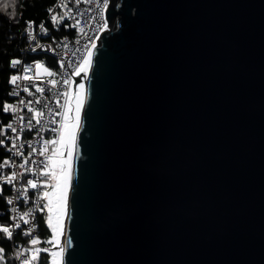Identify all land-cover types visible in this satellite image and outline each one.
<instances>
[{
	"label": "water",
	"instance_id": "95a60500",
	"mask_svg": "<svg viewBox=\"0 0 264 264\" xmlns=\"http://www.w3.org/2000/svg\"><path fill=\"white\" fill-rule=\"evenodd\" d=\"M105 17L62 264H264V0H110Z\"/></svg>",
	"mask_w": 264,
	"mask_h": 264
},
{
	"label": "snow or ice",
	"instance_id": "6c2138e0",
	"mask_svg": "<svg viewBox=\"0 0 264 264\" xmlns=\"http://www.w3.org/2000/svg\"><path fill=\"white\" fill-rule=\"evenodd\" d=\"M88 2L91 3L92 0H88ZM72 3L79 4L80 0H54V3L44 6L46 12L45 20H41L38 24L31 19L24 21V28L20 34L27 43L28 51L36 52L38 49L45 48L40 43V39L50 38V29L59 30L60 26L77 28L80 25L81 21L76 18V15H73V8L70 6ZM16 6L17 0L14 4L9 3L8 0H0V8L5 11L10 10V19L15 20L19 24V19L16 16ZM96 8L99 11L92 19L99 23L104 17L105 9L108 8V0H102V3L101 0H96ZM66 19H71L74 22L68 24ZM99 27L107 29V21L103 20V23H99ZM79 31L91 43L86 42L81 47L70 48L67 42L61 41L56 44V48L70 51L73 57L77 53H81V56L78 57L79 63L73 65L69 61L67 68L75 69L72 75L80 76L84 74L86 76L87 69L92 64V50L96 48V44L94 42L95 38L87 36L84 28H79ZM75 43L77 45L81 44L80 40ZM46 50L55 52L56 49L48 46ZM60 68L65 69L63 75L68 77L62 81L55 79L54 77H56L57 73L51 71L41 62L25 66V62L21 59L12 58L7 59L6 64H0V76L3 77V83L6 85L5 98L0 99V116L6 115L10 121L5 124L3 120H0V150H3V155L0 156V201H3V208H0V264H10L12 260L19 261V264H46L45 259L40 254L49 252V249L36 247L41 243L40 239L34 235L38 227L35 222V214L37 212H46L47 214L45 224L46 228L51 232V239L46 241L47 244L55 245V242L59 240L65 231V217L67 216L68 194L73 173L72 165L74 148L76 147V133L79 128L80 111L84 104V95L83 91H81L74 96H70L69 92H61L58 89L60 83L69 85L73 82L68 75L63 59L60 61ZM40 69H43V72L49 77L46 84L50 87H47V89L40 86L41 83H44L43 81L37 83L32 76L28 75L29 72L35 71V75L38 77L40 72L36 70ZM11 70H16V74H13ZM24 81L28 83H24ZM7 86H11L10 89ZM78 87L83 90L85 85L80 83ZM46 90L51 92L53 96L58 98L63 96L65 98L63 112L56 111L53 113L49 104L41 99H25L22 97V93H26L28 97H33L36 94L45 93ZM9 97L13 98L11 102L8 99ZM70 100L75 101L74 110ZM34 105H41V107L36 108ZM45 110H47V117L62 116L63 119L57 121L54 118H46ZM73 111L74 116L70 115ZM25 112L28 113L27 116L24 114ZM46 124L59 125L51 129L52 132L58 134L57 138L43 140L40 149L29 145L31 151L28 153L29 156L33 154L46 156V160L38 162L24 158L23 163L17 165L15 158L24 156L22 151L24 145L18 143L21 140V134L26 130L35 129L37 135H40L45 130ZM50 145H60V148L52 147L50 149ZM61 149H66V156L65 151ZM49 152L51 154H48ZM29 164L37 165L35 173L37 179H27L26 187L16 188V183L24 176V173L20 171L5 172L4 170L17 167L24 169L27 173H31L32 168L26 167ZM40 165H43V167H40ZM6 185L13 186L9 191L14 188L16 192L14 197L4 194ZM29 189L36 190L35 207H29L27 211H21L17 204L30 202L27 195ZM20 235L28 238L27 247H16L14 237ZM7 242H11L8 251H6L4 246ZM68 245H70V241H68ZM68 245H65V247ZM64 250V247H60V253H63ZM9 252H11V255H9ZM50 255L54 258L51 264H59V254L51 252Z\"/></svg>",
	"mask_w": 264,
	"mask_h": 264
},
{
	"label": "built area",
	"instance_id": "2783aa9c",
	"mask_svg": "<svg viewBox=\"0 0 264 264\" xmlns=\"http://www.w3.org/2000/svg\"><path fill=\"white\" fill-rule=\"evenodd\" d=\"M109 1L110 0H108V4H109ZM101 3H102V0H101ZM70 6L73 8V15H76V18L81 21L80 25L77 28H73L74 29V33L72 35L60 36L57 39L55 45L51 44L47 40L40 39V43L42 45H44L45 48L37 50V51L48 52V53H50L51 55H53L56 58L57 65H56L55 69H52L51 67L47 66L45 63H43V64L46 67H48L51 71L56 72L57 75L54 78L57 79V80H60V81H62L64 78H68V77L63 75V73L65 72V69L60 68L61 59L64 60L65 68H67V63L69 61H71L73 63V65H76V64L79 63L78 57L81 56V53H77L76 56L73 57L71 55L70 51L56 48V44L60 43L61 41H64V42H67L69 44L70 48H78V47H81V45L86 43V42L91 43V41H88L87 37L84 36V34L79 31V28H84L85 33H87V36L95 38L94 42L97 45L99 37H100V33H101L102 30H104V29H101L99 27V23H103V20H106L105 11H104V17H103L102 20L99 21V23H97L96 20L92 19V17L96 16L97 12L99 11L96 8V0H92L91 3H89L88 0H80L79 4H73V5H70ZM66 20H67L66 22L68 24H71V23L74 22L71 19H66ZM77 40H80V42H81L80 45H77L75 43ZM48 46H51L53 49H56L55 52L46 50ZM25 50L28 51L27 43H26V46H25ZM20 59L25 62V66L32 65L35 62H40L38 60H33V59L32 60H25V59H22V58H20ZM74 70H75L74 68H67L68 75L71 77V81H73L72 83H70L69 85H64L63 83H60L58 85V89L61 92L67 91V92H69L70 96H72L74 84L76 82H78L77 81L78 80V76L72 75ZM36 71L40 72V75L38 77L35 75V71L29 72L28 75L32 76L37 81V83H40L41 81H43L44 83H41L40 86L45 87L46 89H47V87H50L49 85L46 84V81L49 79V77L47 76L46 73L43 72V69L36 70ZM12 73L16 74V70H13ZM24 83H28V82L24 81ZM22 97L25 98V99H41L43 102H46V103L49 104V107L53 110V113H55L56 111H60V112L64 111V107L63 106L65 105V98L63 96H61L59 98L56 97V96H53L52 93L48 92L47 90L45 91V93L36 94L33 97H28L26 93H22ZM57 101H58V103H57ZM70 102H71V100H70ZM34 106L36 108H40L41 107V105H34ZM45 111H46V118H54L57 121H60L61 119H63L62 116L47 117V110H45ZM24 114L26 116L28 115V113H26V112ZM12 122L15 124L14 121H12ZM58 126H59L58 124H53V125H47L46 124L45 130L42 133H40V135H37L35 129H33L31 131L26 130L24 133H22L21 134V140L18 143L24 145V147L22 149V151L24 153V156L23 157H16L15 158V163L17 165L20 164V163H23L24 158H28L29 160H36L38 162L41 161V160H46V156H40L38 154H33L32 156H29L28 153L31 151V148L29 147V145H31L32 147H36L37 149H40L42 147V141L43 140H47L48 138L50 140L56 139L58 134L52 132L51 129L54 128V127H58ZM48 154H51V152H49ZM26 167H31L32 168V172L31 173H27V172H25L24 169H19L17 167H12L11 169H5L4 170L5 172L20 171V172L24 173V176H22L21 179L16 183V185H15L16 188H19L21 186L26 187V180L27 179H37V177L35 175L36 170H37V165L29 164ZM40 167H43V165H40ZM12 187L13 186H10V188H12ZM35 192H36V190L29 189V192L27 193V195L29 196L30 202H23V203H18L17 204V207L21 211H27L29 207H35V203H34V201L36 199ZM5 195L14 197L16 195V192H15V190L13 188L12 191L8 190L5 193ZM9 207H11V206H9ZM37 214H38V212L35 214V216H36V221H35L36 224H37ZM34 235L38 236V228L36 229V232L34 233ZM22 237H24V236H22ZM24 238H25V241L19 243L17 248H24V247L28 246V244H27L28 238L27 237H24ZM36 247H42V246L37 245ZM42 248H45V247H42ZM49 252H50V250H49ZM13 264H19V261H15L14 260Z\"/></svg>",
	"mask_w": 264,
	"mask_h": 264
},
{
	"label": "trees",
	"instance_id": "16d2710c",
	"mask_svg": "<svg viewBox=\"0 0 264 264\" xmlns=\"http://www.w3.org/2000/svg\"><path fill=\"white\" fill-rule=\"evenodd\" d=\"M11 3V0H8ZM54 3V0H17L16 6V16L19 19V24L16 23L15 20L10 19L9 11H5L0 8V64H6L7 59H25V60H38L42 63H45L47 66L51 67L52 69L56 68L57 61L56 58L48 52L45 51H36L30 52L25 50L26 42L22 39L20 33L24 28V21L26 20H35L36 23H39L41 20H45L46 12L45 7L46 5H50ZM72 3L70 5H73ZM22 14V15H21ZM67 21V20H66ZM67 23V22H66ZM47 26V22H46ZM74 33V29L71 27H63L60 26L59 30H52L49 31L50 38H41L44 40L49 41L51 44L55 45L57 39L63 35H72ZM13 72V70H11ZM11 86H7L10 89ZM5 91L6 85L3 83V77L0 76V99L5 98ZM9 101L12 98H8ZM0 120H3L4 123L9 122V117L4 115L0 116ZM3 155V150H0V156ZM10 186H5L4 194L9 190ZM0 208H3V201H0ZM47 219V214L39 213L37 214V225H38V238L40 239L41 243L39 244L42 247H46L50 249V245L46 243L48 239L51 237V232L46 228L45 221ZM16 242V247L18 244L25 241V238L20 236L14 237ZM11 242H7L4 246L6 247V251L9 250V246ZM11 255V252H9ZM48 263L49 253H41L40 254ZM14 260L10 262L13 264Z\"/></svg>",
	"mask_w": 264,
	"mask_h": 264
},
{
	"label": "bare ground",
	"instance_id": "6f19581e",
	"mask_svg": "<svg viewBox=\"0 0 264 264\" xmlns=\"http://www.w3.org/2000/svg\"><path fill=\"white\" fill-rule=\"evenodd\" d=\"M93 51V55H94V51H95V48L92 50ZM90 68L87 69V75H88V72H89ZM87 75L85 76L84 74H81L80 76H78V82H76L73 86V92H72V96L76 95L77 93L83 91V95H84V92H85V87L83 90H80L78 85L80 83H83L84 85L86 84V78H87ZM71 106L73 108V110L75 109V101L74 100H71ZM82 109V108H81ZM70 115H73L74 116V111L73 113H70ZM80 115H81V111H80ZM75 149V148H74ZM65 156H66V153H65ZM74 158V157H73ZM70 189V188H69ZM69 195V194H68ZM66 222H67V216L65 217V226H66ZM65 232V231H64ZM63 236L64 234L59 238V244H58V241L55 242V245H58V247H55L54 248V251H53V248L51 250V252H57L59 255H58V259H59V264H62V253H60V247H63ZM54 245V246H55ZM52 262V260L54 259L52 256H50L49 258ZM50 262V261H49ZM51 264V263H50Z\"/></svg>",
	"mask_w": 264,
	"mask_h": 264
},
{
	"label": "rangeland",
	"instance_id": "374dc122",
	"mask_svg": "<svg viewBox=\"0 0 264 264\" xmlns=\"http://www.w3.org/2000/svg\"><path fill=\"white\" fill-rule=\"evenodd\" d=\"M47 140H50V139L48 138ZM52 147H56V148L59 149V148H60V145H59V146H58V145H57V146H56V145H50V146H49L50 149H51ZM61 150L65 151V153H66V149H61ZM50 239H51V237H50ZM59 243H60V242L58 241V244H59ZM55 247H58V246L50 245V249H49L50 252H48V253H49V258H50V256H51L50 253H51L52 248H53V251H54V248H55ZM53 251H52V252H53ZM49 261H50V262H49ZM50 263H51V260L48 259V263H47V264H50Z\"/></svg>",
	"mask_w": 264,
	"mask_h": 264
},
{
	"label": "clouds",
	"instance_id": "9594fccd",
	"mask_svg": "<svg viewBox=\"0 0 264 264\" xmlns=\"http://www.w3.org/2000/svg\"><path fill=\"white\" fill-rule=\"evenodd\" d=\"M15 2H16V0H11V3L14 4ZM8 15L11 16V13H9Z\"/></svg>",
	"mask_w": 264,
	"mask_h": 264
}]
</instances>
